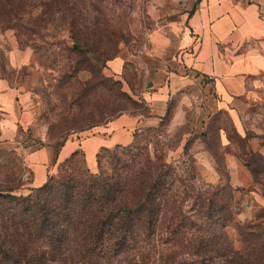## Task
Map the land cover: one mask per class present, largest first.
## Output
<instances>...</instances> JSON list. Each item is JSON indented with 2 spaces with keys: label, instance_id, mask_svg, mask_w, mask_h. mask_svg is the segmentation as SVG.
Segmentation results:
<instances>
[{
  "label": "rangeland",
  "instance_id": "obj_1",
  "mask_svg": "<svg viewBox=\"0 0 264 264\" xmlns=\"http://www.w3.org/2000/svg\"><path fill=\"white\" fill-rule=\"evenodd\" d=\"M198 1L103 0L101 5L117 30L118 41L115 46L109 44L95 62L102 74L121 79L124 90L140 102L144 100L146 104L140 108L127 104L118 109L125 100H114L109 90L101 88L85 97L83 89L93 73L84 67L85 61L81 67L76 65L79 55L72 49L74 41L67 26L55 23L34 34L0 28V184L14 186L15 193L27 192L25 188L35 178L27 162L29 151L50 148L54 158L69 139L81 140L96 130H108L111 120L120 115H151L143 92L153 85H149L144 58L161 55L170 69L179 72L175 64L180 49L179 26L183 15L196 8ZM115 59L121 61L119 70L113 67ZM184 72L195 81L169 93L171 114L156 125H139L133 131H137L141 145L148 144L151 155L158 145L167 160L177 165L181 188L220 187L228 178L237 209L224 230L233 246L240 249L244 243L237 222L252 221L264 232V202L256 199V194L264 196V101L244 112L245 132L240 133L226 109L205 102L209 91L204 81L209 79L196 81L194 72ZM7 85L16 90L13 98L1 96ZM87 98L90 103L85 106ZM13 103L19 109L15 119ZM80 160L82 166H89L86 154L80 155ZM57 162V158L49 162L48 172L53 164L54 172L58 171L61 161ZM191 167L194 176L189 173ZM189 194L183 210L196 217V192L191 189ZM198 220L184 227L187 234L202 224ZM219 260L213 254L207 263L219 264Z\"/></svg>",
  "mask_w": 264,
  "mask_h": 264
},
{
  "label": "trees",
  "instance_id": "obj_2",
  "mask_svg": "<svg viewBox=\"0 0 264 264\" xmlns=\"http://www.w3.org/2000/svg\"><path fill=\"white\" fill-rule=\"evenodd\" d=\"M101 4L0 0V28L34 34L55 23L67 26L79 55L76 65L85 61L93 73L85 97L101 88L114 100H125L118 109L140 108L144 100L124 90L121 79L102 74L95 62L118 41ZM89 103L87 98L85 106ZM170 114L168 108L164 117ZM140 143L136 131L128 144L102 146L96 170L81 165L85 152L76 149L27 193L0 184V264H210L213 254L219 264H264V232L258 224L236 223L244 243L240 249L228 240L224 229L236 211L228 178L205 190L192 185L199 213L187 214L184 200L191 189L180 187L177 165L160 146L151 155L148 144ZM189 173L194 176V167ZM198 219L202 224L187 234L184 227Z\"/></svg>",
  "mask_w": 264,
  "mask_h": 264
},
{
  "label": "crops",
  "instance_id": "obj_3",
  "mask_svg": "<svg viewBox=\"0 0 264 264\" xmlns=\"http://www.w3.org/2000/svg\"><path fill=\"white\" fill-rule=\"evenodd\" d=\"M186 13L179 26L180 49L175 63L179 72L170 69L161 55L151 54L144 58L145 73L149 85H153L143 92L152 108L151 115H120L111 120L108 130L99 128L101 133L96 130L91 137L69 139L54 153V158L50 148L29 151L27 162L34 169L35 178L25 191L43 184L48 175L54 173V164L51 172L47 166L56 158L59 163L82 148L89 167L96 170V155L102 146L128 144L134 139L136 127L156 125L167 113L169 93L195 81L184 72L186 69L194 72L196 81L201 77L209 79L204 81L209 91L205 102H215L218 109H226L237 130L245 132L244 112L249 106L264 101V0H199L197 7L193 6ZM112 63L115 69L121 68L120 60ZM5 90L1 94L3 98L6 95L13 98L16 94L8 85ZM8 101L7 98L6 104L10 103ZM13 113V119L19 116L16 106ZM256 199L264 202V196L256 194Z\"/></svg>",
  "mask_w": 264,
  "mask_h": 264
}]
</instances>
